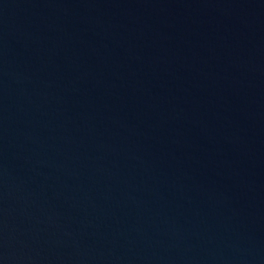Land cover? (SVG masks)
Wrapping results in <instances>:
<instances>
[{
  "label": "water",
  "instance_id": "1",
  "mask_svg": "<svg viewBox=\"0 0 264 264\" xmlns=\"http://www.w3.org/2000/svg\"><path fill=\"white\" fill-rule=\"evenodd\" d=\"M0 264H264V0H0Z\"/></svg>",
  "mask_w": 264,
  "mask_h": 264
}]
</instances>
